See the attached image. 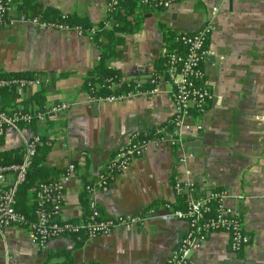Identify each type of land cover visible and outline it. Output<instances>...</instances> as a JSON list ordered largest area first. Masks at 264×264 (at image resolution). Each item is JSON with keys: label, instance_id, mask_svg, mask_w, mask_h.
I'll use <instances>...</instances> for the list:
<instances>
[{"label": "crops", "instance_id": "crops-1", "mask_svg": "<svg viewBox=\"0 0 264 264\" xmlns=\"http://www.w3.org/2000/svg\"><path fill=\"white\" fill-rule=\"evenodd\" d=\"M36 1L91 22L104 20L108 13V0ZM136 12L144 17L141 28L120 35L123 42L109 61L121 79L134 83L148 82L154 71L165 45L160 23L177 32L211 25L209 54L202 65L211 93L206 111L183 119L180 147L149 142L126 170L93 193L103 217L140 214L153 202L159 204L129 228L87 237L80 245L69 236L33 244L22 227L4 230L0 264H62L66 254L75 264H165L188 227L172 214L176 179L195 183L200 194L224 191V204L240 212L251 239L235 252L227 232L210 233L185 264H264V0H178L167 10L137 7ZM10 13L16 17L14 7ZM97 53L87 36L72 30L21 20L0 27V73L51 74L55 79L44 84L47 108L68 104L49 118L64 124L48 126L44 119L37 123L38 132L46 131L55 140L47 166L59 170L61 177L69 164L76 165L74 173L62 179L61 216L66 220L81 219L86 212L80 200L86 170L98 176L131 133L159 127L173 113L167 83H160L154 94L91 101L80 87ZM38 88L15 92L16 107H23ZM0 100L7 102V97L1 95ZM2 138L0 149L22 146L13 129Z\"/></svg>", "mask_w": 264, "mask_h": 264}, {"label": "built area", "instance_id": "built-area-1", "mask_svg": "<svg viewBox=\"0 0 264 264\" xmlns=\"http://www.w3.org/2000/svg\"><path fill=\"white\" fill-rule=\"evenodd\" d=\"M10 0H0V27L7 26L8 14L10 11ZM118 0H108V10ZM145 6L160 7L163 10L169 9L178 0H138ZM21 21H32L43 27L57 30H72L81 35L80 27H69L61 23H39L35 19L19 18ZM211 31L210 23L194 32H181L177 37L186 45L185 53L171 52L167 54L166 68L162 74L151 72L149 82L151 88L142 90L141 83L137 82L135 89L121 94L105 95L98 98L89 97L94 102H111L133 98L142 94H154L158 92L160 83L170 85V94L173 103L172 117L175 120V138L162 135L164 127L156 130L161 134L158 138L140 142L138 140L140 131L136 130L130 134L127 142L120 146L117 155L106 165L107 176L114 177L126 170L133 158V153H141L146 145L151 142H165L169 145L180 143L182 135L179 129L185 117H191L192 111L204 113L207 109V101L211 98L209 85L203 70V62L209 54L208 38ZM19 83L21 86H35L39 83L37 79H0V86H12ZM68 108L66 102L51 105L47 112L31 113L16 109L6 112L0 109V136H3L8 129H13L21 136L24 147V155L21 163L0 165V232L12 228H24L30 236L31 243L39 244L62 236L63 233H79L83 231L88 237L105 234L117 227L129 228L134 223L143 219L142 215H117L103 217L93 198V193L101 189L106 183V178L101 176L96 185H88L90 191L89 201L90 213L88 217L79 222L63 219L61 207L63 200V180L72 175L75 166L69 164L65 173L55 183H42L37 192L38 205L36 219L27 221L25 216L14 207L15 193L19 184L25 180L27 169L30 167L32 157L35 154V146L39 141L38 135L31 132L25 125L34 120H43L46 115H56ZM201 125L197 124V128ZM176 195H183L184 207L173 209L174 217L184 220L188 227L179 241L171 251L165 264H185L189 253L198 248L210 233L225 231L229 235V247L232 251L238 252L250 243V236L244 231L242 217L239 211L229 208L224 204L225 192L217 189L208 193L200 194L195 183L188 180L176 179L174 184ZM49 203L48 207L44 204Z\"/></svg>", "mask_w": 264, "mask_h": 264}, {"label": "trees", "instance_id": "trees-1", "mask_svg": "<svg viewBox=\"0 0 264 264\" xmlns=\"http://www.w3.org/2000/svg\"><path fill=\"white\" fill-rule=\"evenodd\" d=\"M10 8H15L16 17L10 13L8 14L7 23L10 25L13 21L19 20L23 17L26 19H37L39 23H61L69 27L79 26L81 35L87 36L93 45L97 48L98 58L95 64L86 72L80 89L87 92L89 97L98 98L105 95L111 94H121L135 89L136 83L133 81H127L121 79L118 69L110 66L109 61L114 56L117 47L123 42L121 34L133 33L141 28L143 21V14L137 13V7H145L151 10H163L160 7L155 6H145L138 0H118L112 8L108 10L107 17L99 22H91L83 17H76L70 14L59 13L57 10L43 6L40 2L36 0H10ZM10 9V10H11ZM7 25V26H8ZM159 28L163 33L165 40V45L157 61L154 64V72L157 74H162L166 68L167 54L171 52L185 53L186 45L181 42L177 37L180 36L181 32H177L175 29L166 26L164 23L159 24ZM203 65V64H202ZM50 77H48V76ZM61 76H64L61 75ZM37 79L39 83L37 84L39 88L35 90L32 95L25 99L23 107H16L17 102L14 100V93L19 92V89L27 87L26 85L21 86L19 83H15L12 86H0V96L7 97V102H2L0 100V109L6 112H11L16 109H21L23 111H29L31 113H46L48 108L45 103V91L46 87L44 84L49 83L50 79L54 80L51 74L43 72H11V73H0V79ZM152 84L148 81L142 83L140 88L142 90L151 88ZM210 90V89H209ZM211 99V98H210ZM210 99L207 101V106L209 105ZM14 102V103H13ZM9 103V104H8ZM9 106V107H8ZM7 108H11L7 110ZM192 111V116L199 115ZM51 115H46L44 120L48 126H53L55 124H64V122H57L49 120ZM38 119L34 120L27 126L31 132L35 133L39 137V141L35 146V154L32 157V162L30 167L27 169L25 180L18 185L15 193V204L14 207L17 211L22 213L27 221H34L37 217L36 210L38 205L37 192L40 189L42 183H55L59 181V170L53 169L47 166L46 160L47 156L54 144V139L50 137L49 133L38 132L37 123ZM175 120L171 116L167 121H165L161 126L151 129L149 131H140L138 140L140 142L153 140L158 138L161 134H157L156 130L158 128L164 127L163 136L175 138ZM3 138L0 136V142L2 143ZM172 148L176 149L180 147V143H175ZM23 145L13 149H0V165L11 164V163H21L24 155ZM118 153V150L112 154L102 167L99 175L93 177L85 172L82 177L87 179L84 183V189L80 194L81 205H83L85 214L83 218L78 220H71L73 222H79L88 217L90 213L89 201H90V191L86 188L88 185L94 186L101 176H104L106 183L103 187L109 185L112 181V176H107L106 165L112 160ZM139 153H133V156ZM75 165V164H74ZM76 166V165H75ZM66 170L62 171L61 176ZM110 174V173H108ZM102 187V188H103ZM184 197L183 195H176V202L173 204V209H181L184 207ZM63 202V200H62ZM159 202L144 207L140 214L146 215L155 209V206ZM48 207L49 203L44 204ZM62 236L72 237L76 241V245H80L88 236L83 231L79 233H63ZM67 253V252H66ZM62 264H75L70 261V257L66 254V259ZM94 264V263H85Z\"/></svg>", "mask_w": 264, "mask_h": 264}, {"label": "water", "instance_id": "water-1", "mask_svg": "<svg viewBox=\"0 0 264 264\" xmlns=\"http://www.w3.org/2000/svg\"><path fill=\"white\" fill-rule=\"evenodd\" d=\"M196 145V144H195ZM185 148L187 147V144L184 146ZM194 151V150H193Z\"/></svg>", "mask_w": 264, "mask_h": 264}]
</instances>
